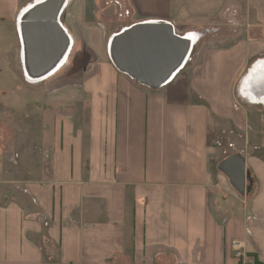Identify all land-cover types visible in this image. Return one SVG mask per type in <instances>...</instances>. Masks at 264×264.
Segmentation results:
<instances>
[{"label":"crops","instance_id":"0c3cea01","mask_svg":"<svg viewBox=\"0 0 264 264\" xmlns=\"http://www.w3.org/2000/svg\"><path fill=\"white\" fill-rule=\"evenodd\" d=\"M65 14L67 62L90 61L73 80L63 68L34 79L20 48L22 82L51 90L37 97L34 145L19 159L0 146V264H239L232 239L264 264V105L239 96L264 66V0H70ZM118 20L223 30L149 88L110 59ZM44 39L57 47V33ZM249 86L264 91V68ZM228 147L244 159L249 205L219 170Z\"/></svg>","mask_w":264,"mask_h":264},{"label":"water","instance_id":"95a60500","mask_svg":"<svg viewBox=\"0 0 264 264\" xmlns=\"http://www.w3.org/2000/svg\"><path fill=\"white\" fill-rule=\"evenodd\" d=\"M64 3L65 0H47L33 10L22 26L25 70L31 78H43L51 74L67 50V36L57 21ZM167 24H138L123 30L117 37L114 36L116 39L109 44V56L115 67L149 88L164 84L178 71L190 50V42L186 43L176 36L172 27ZM51 32L58 34V44L57 47H49L45 51L42 42ZM239 96L241 99L246 97L253 103L264 105V96L251 97L244 79L240 82ZM219 170L238 193L251 194L252 182L245 170L242 156L228 158L219 165Z\"/></svg>","mask_w":264,"mask_h":264},{"label":"rangeland","instance_id":"374dc122","mask_svg":"<svg viewBox=\"0 0 264 264\" xmlns=\"http://www.w3.org/2000/svg\"><path fill=\"white\" fill-rule=\"evenodd\" d=\"M36 1L37 0H0V137L2 139L0 146H4V150L8 151L7 155H12L13 157L17 155L15 159H19L18 156L20 157V155L18 154L21 153L24 147L25 150L30 149L37 140L36 131L40 123L39 110L41 109V101L37 100V97L40 96L42 92L51 90L48 84L42 85L40 81L36 84L22 82L23 71L20 65V48L22 47V43L19 39V28L17 27L18 20L20 14ZM106 4L107 3L102 2L100 6L104 7ZM89 5L92 6L93 4ZM90 6L88 11L91 10ZM92 10H94L93 7ZM65 15L64 11L60 14V17L64 19ZM129 23V21L125 20L114 22V24L107 29V33H109L107 38L109 39L110 36L126 29ZM214 27L215 28L211 27L187 31L183 33V35L189 36L192 44L201 43L205 40L217 39L223 29L219 26ZM191 50L190 55L194 53V49ZM88 52L90 51L88 50ZM78 57H80V54H78L77 51V53H74L70 57V60L61 70V72H64L62 75L73 80L78 76L81 68L85 65V61H90L88 60L90 59L89 54L83 61L79 60ZM45 87L46 89H44ZM219 136V140L225 145L227 143L226 139L223 138L222 135ZM236 143L237 145L239 144L237 148L240 149V145H242L241 139L237 138ZM236 150H232V148L228 147L226 153L223 152L220 154L221 160L219 165L228 158L238 155L235 154V152H237ZM9 166L12 167L13 164H9ZM17 166H19V164ZM226 187L233 193L237 201L240 200L244 206L249 205L253 195H241L231 186L229 180H227ZM221 198H223L225 202L228 200V197L221 196Z\"/></svg>","mask_w":264,"mask_h":264},{"label":"bare ground","instance_id":"6f19581e","mask_svg":"<svg viewBox=\"0 0 264 264\" xmlns=\"http://www.w3.org/2000/svg\"><path fill=\"white\" fill-rule=\"evenodd\" d=\"M47 2V0H37L36 2H34L32 5H30L29 7H28V9H26L22 14H20V18H19V20H18V28H19V39H20V41H21V43H23V38H22V34H21V32H22V26L27 22V19L30 17V14L33 12V10H35L38 6H40V5H43V3H46ZM70 2V0H65V3H64V5H63V8H62V10H61V12H60V14H62L64 11H65V9H66V7L68 6V3ZM67 3V4H66ZM60 16V15H59ZM58 21V20H57ZM59 23V22H58ZM59 25H60V23H59ZM168 25V24H167ZM61 26V25H60ZM169 27H171V26H169ZM61 28L63 29V27L61 26ZM121 32H123V31H121ZM121 32H119V33H121ZM118 33V34H119ZM118 34H115V36L117 37V35ZM66 35V34H65ZM114 35L112 36V37H110L109 38V44H112L113 42H114V40L116 39V37H114ZM179 37V36H178ZM113 38V39H112ZM179 38H181V37H179ZM112 39V40H111ZM67 41H68V46H67V50L65 51V53L63 54V56H62V58H61V61L59 62V65L56 67V69L53 71V73H52V75H51V77L52 76H54L57 72H59L64 66H65V64H66V62H67V60L69 59V56H70V54H71V47L69 46V39H68V37H67ZM184 41V40H183ZM184 42H186V43H188V42H190V40L189 39H186ZM189 49H190V47H189ZM189 53H190V50H189ZM23 57V62L25 63V54L22 56ZM187 57V56H186ZM186 57H184V59H183V61L181 62V66L177 69V70H179L183 65H184V63H185V58ZM187 59V58H186ZM26 65V64H25ZM262 66H260L259 68H257L255 71H254V73L253 74H251V76H250V73H248L246 76L248 77V78H246V80H245V82H246V88H249L250 86H249V83H250V81L254 78V77H257L258 76V73H260L261 72V69L263 70V68H264V66H263V64H261ZM176 70V71H177ZM30 72V71H29ZM49 75V74H48ZM40 77H37V78H34V79H39ZM168 81V80H167ZM166 81V82H167ZM28 82L29 83H33V84H36V83H39V81H34V80H28ZM250 95H251V97H259V96H264V91L262 92L261 90H260V87H258V93L257 94H252V93H250ZM247 100V99H246Z\"/></svg>","mask_w":264,"mask_h":264},{"label":"built area","instance_id":"2783aa9c","mask_svg":"<svg viewBox=\"0 0 264 264\" xmlns=\"http://www.w3.org/2000/svg\"><path fill=\"white\" fill-rule=\"evenodd\" d=\"M179 37H181V39L183 40H186V39L190 40V52H191L192 51L191 49H193V46H194V44H192L191 42V38L189 36H184L183 34H181V36L179 35ZM189 55L190 53L188 54L187 59L185 60V63L188 60ZM230 250L234 258L238 261L239 264H259L253 257H251L248 254V252L246 251V245L242 240L232 239L230 241Z\"/></svg>","mask_w":264,"mask_h":264}]
</instances>
